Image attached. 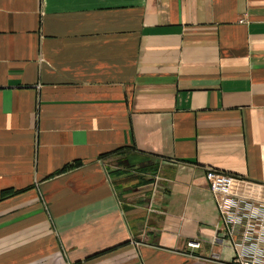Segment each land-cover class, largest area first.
<instances>
[{
  "label": "crops",
  "instance_id": "crops-1",
  "mask_svg": "<svg viewBox=\"0 0 264 264\" xmlns=\"http://www.w3.org/2000/svg\"><path fill=\"white\" fill-rule=\"evenodd\" d=\"M210 169L264 202V0H0V264H239Z\"/></svg>",
  "mask_w": 264,
  "mask_h": 264
},
{
  "label": "built area",
  "instance_id": "built-area-1",
  "mask_svg": "<svg viewBox=\"0 0 264 264\" xmlns=\"http://www.w3.org/2000/svg\"><path fill=\"white\" fill-rule=\"evenodd\" d=\"M207 179L210 181L211 190L217 200L219 209L226 224L230 225L233 233L237 226H243L242 243L252 240L254 230L264 228V202L250 200L232 191L234 177L224 171L210 169ZM262 233L259 231V239ZM264 237V236H263ZM188 246L200 248L201 243L190 241ZM236 263L239 264H264V248L255 250L251 255H247L241 250L237 256Z\"/></svg>",
  "mask_w": 264,
  "mask_h": 264
}]
</instances>
